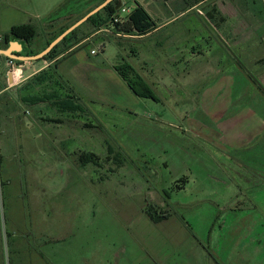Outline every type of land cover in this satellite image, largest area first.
I'll use <instances>...</instances> for the list:
<instances>
[{
    "label": "rangeland",
    "instance_id": "1",
    "mask_svg": "<svg viewBox=\"0 0 264 264\" xmlns=\"http://www.w3.org/2000/svg\"><path fill=\"white\" fill-rule=\"evenodd\" d=\"M23 1L27 11L9 20L41 21L31 14L42 10ZM62 1L54 0V9ZM7 29L0 22V32ZM99 35L69 52L81 51L67 78L88 115L49 126L37 118L38 107L26 114L12 98L0 99V264H29L39 254L48 264H94L96 249L110 244L111 228L130 247L119 264H253L244 239L254 230L264 244V148L258 150L264 135L256 137L264 127L258 103L264 80L245 67L256 82L245 72L230 76L233 83L220 77L209 85L217 76L201 71V61L195 72L186 60L179 68L168 63L167 72L146 71L139 39L116 38L118 47ZM42 40L33 49L41 50ZM123 65L136 70L158 101L133 94L116 70ZM68 68L63 65V74ZM41 109L43 117L54 116ZM84 123L90 127L82 129ZM77 132L83 135L72 138ZM63 142L68 146L61 152ZM105 142L114 153L103 168L79 161V152L109 156ZM182 177L188 184L178 190ZM92 201L99 219L90 220L87 209L72 213L78 203ZM151 208L168 219L152 222Z\"/></svg>",
    "mask_w": 264,
    "mask_h": 264
},
{
    "label": "crops",
    "instance_id": "2",
    "mask_svg": "<svg viewBox=\"0 0 264 264\" xmlns=\"http://www.w3.org/2000/svg\"><path fill=\"white\" fill-rule=\"evenodd\" d=\"M64 1L65 0H63L62 3ZM127 1L128 4L129 1L133 2V8L134 1L139 2L147 10L157 25L154 31L145 36H130L124 38L139 39V44L142 49L140 57L143 63V70L149 71V68H157L167 72V69L170 67L168 63H171L174 68H179L181 63L186 60L189 63L187 69L190 68V71L195 72L198 62L201 61L204 63V65H202L203 69L200 67L201 71L205 70L207 75L217 76L213 81L210 80L209 85H211L220 81V77H226L225 81L233 83L234 80H230V76H245V71L239 64L241 63L244 67L250 68L254 73L256 72L264 80V0ZM17 3L16 5H11L7 0H0V12L2 13L0 22L8 26V29L3 32L1 31L0 34L7 33L13 26L33 24L37 26L44 35H47L49 24L46 18L54 11V7H56V5L53 6L54 0H30V4L42 10V12H37L38 15L31 14L32 17L36 19L42 17L41 21H35L33 23L24 22L23 19L9 20V18L14 19L24 11H27L23 6V0H17ZM33 10L37 11L35 9ZM10 12H13L11 16ZM180 22H182L181 25H177ZM96 35L99 39L100 35ZM153 37H158L156 44L154 43L155 47L154 45H150ZM88 40H90V38ZM102 46L104 49L106 44L103 43ZM91 52L92 50L90 54ZM80 54L81 51L76 53H65L57 59L59 63L57 68L60 75L68 81L73 88L72 82L67 77H70L72 71L76 70L79 66ZM51 64L52 63L44 61H32L25 62L23 65H17V67L12 68L7 59L0 58V99L5 97L12 98L15 103L14 105H17L19 109L23 110L25 107L20 103V89L24 86L26 81L40 71L47 69ZM64 64H68V71L70 70V72H66V75L62 72ZM11 73H13L12 83ZM113 74L117 77V73L113 72ZM166 74L167 73L163 75ZM4 80H6V83ZM258 89L259 91L261 90L260 87H258ZM74 90L78 94L75 88ZM258 103L260 104L261 111L264 110V97ZM26 114H29L28 109L26 110ZM83 125L84 124H82V129H84ZM48 132L49 135H53L51 131ZM48 134L44 133V135H42L44 139H49ZM81 134L83 135V133L79 134V132H77L72 138L76 135V139H79ZM262 135H264V127H261L256 132V137L260 138ZM66 144L67 142L61 143V152H64L65 147L68 146ZM263 146L264 143L259 142L260 149H257L261 151L264 148ZM79 153L83 154L85 152ZM257 164L258 163H256V169L261 168ZM77 184L75 185L77 186ZM92 186L93 189L97 188L95 185ZM92 193L97 196L101 195L100 192L93 191ZM94 203V201L91 203H78L76 209L72 213H75L76 217H78L84 214V209H87L88 211L85 210L88 214L87 217L95 221V219H99V215L97 208L93 205ZM86 204H89L90 208H88ZM221 218H223V215L220 216L219 220ZM223 229H225L224 226L221 227V230ZM101 230L102 228H98L95 231L100 232ZM110 231L112 233L110 244L108 246L104 245V247L100 246V250L96 249V253L92 256L94 264H97V258L98 261L103 260V264H119L121 259L126 257L127 251H130V247L124 242L123 237L118 238L116 229L111 228ZM210 233L212 234L213 231L211 230ZM222 234L225 236V232ZM222 234H219L220 240L222 239ZM254 234V230L248 232L246 238L249 239V242H247V239H244L245 249L251 253L250 255H255L253 264H264V259H262L261 256L262 253H264V244H262L260 238ZM257 235L260 236L262 234L259 233ZM53 249L54 248H51L50 250ZM67 251L68 249H63L61 252H63L64 255ZM101 253H103V256H101ZM35 254L37 253L35 252ZM50 254L54 256L56 253L50 252ZM29 264H48V262L44 261L41 254H39L31 257ZM245 264L249 263L247 262Z\"/></svg>",
    "mask_w": 264,
    "mask_h": 264
},
{
    "label": "trees",
    "instance_id": "3",
    "mask_svg": "<svg viewBox=\"0 0 264 264\" xmlns=\"http://www.w3.org/2000/svg\"><path fill=\"white\" fill-rule=\"evenodd\" d=\"M105 0H65L60 6L46 18L49 24L47 35H44L37 26L33 24H23L13 26L7 33L0 34L2 37L0 49L9 47L12 41H16L23 46L21 55H36L44 50L55 38L67 30L72 24L84 17L91 10L102 4ZM128 4L127 0H115L102 11L92 16L85 24L68 35L58 46H56L50 54L44 59L36 62L52 63L47 69H44L34 75L31 79L24 83V86L19 91L20 103L25 107H38L39 112L37 118L43 123L51 125H62L66 121L74 122L79 120L82 115H88L87 105L84 103L72 87L58 71L57 59L69 53L75 47L81 45L85 40L96 35L100 30L110 27L114 16L123 7ZM85 28L87 31H84ZM157 28L156 22L152 19L147 10L137 1H134V8L128 16V21L123 24L115 25V31L124 33L129 36H145ZM38 37L43 38L44 46L41 50L33 49V45ZM110 42L115 43L119 47V43L115 37H108ZM72 52V51H71ZM0 58L10 59L1 56ZM18 65H23L25 62H17ZM246 74L253 82L255 78L241 64ZM116 70L128 85L130 90L139 98L152 99L158 101L157 97L149 89L148 84L130 65L116 67ZM262 89V87L260 86ZM41 106L49 110L54 116L40 114ZM44 114V112L42 113ZM85 128H89L88 123H84ZM106 143V142H105ZM107 145L109 156L102 158L92 153H83L79 156V161L83 165H93L96 168H103L108 164L113 155V149ZM0 155V163H1ZM95 168V169H96ZM112 172V170H109ZM175 187L182 190L188 184V179L182 177L175 182ZM147 215L152 222L160 223L168 219L169 216L158 213L154 209H147Z\"/></svg>",
    "mask_w": 264,
    "mask_h": 264
},
{
    "label": "water",
    "instance_id": "4",
    "mask_svg": "<svg viewBox=\"0 0 264 264\" xmlns=\"http://www.w3.org/2000/svg\"><path fill=\"white\" fill-rule=\"evenodd\" d=\"M115 0H105L102 4L91 10L84 17L79 19L77 22L72 24L67 30H65L62 34H60L57 38H55L44 50L36 55H21L20 53L23 50V46L18 44L16 41H12L8 48L0 49V55L4 56L8 59L17 61V62H32L39 61L44 59L50 52L58 46L68 35L74 32L76 29L85 24L92 16L96 15L104 8H106L109 4H111ZM13 73H11V83H12Z\"/></svg>",
    "mask_w": 264,
    "mask_h": 264
},
{
    "label": "built area",
    "instance_id": "5",
    "mask_svg": "<svg viewBox=\"0 0 264 264\" xmlns=\"http://www.w3.org/2000/svg\"><path fill=\"white\" fill-rule=\"evenodd\" d=\"M133 7H129L127 5H123V7L118 11V13L114 16L113 21L111 22L110 27L103 28L97 34H104L106 36L115 37V38H126L130 37L124 33H119L115 31V25L123 24L128 21V16L130 15ZM2 37L0 36V45H1ZM92 54H96V50L93 49ZM10 66L12 68L17 67V61L11 60L9 61Z\"/></svg>",
    "mask_w": 264,
    "mask_h": 264
}]
</instances>
